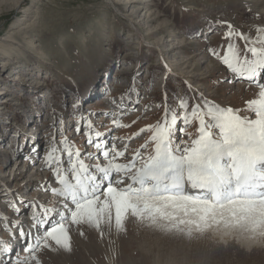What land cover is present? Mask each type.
I'll list each match as a JSON object with an SVG mask.
<instances>
[{
	"label": "rangeland",
	"instance_id": "obj_1",
	"mask_svg": "<svg viewBox=\"0 0 264 264\" xmlns=\"http://www.w3.org/2000/svg\"><path fill=\"white\" fill-rule=\"evenodd\" d=\"M260 37L264 0H0V241L7 244L0 264H264V236L248 232L189 239L130 215L117 231L113 216L111 227L72 226L65 251L45 248L23 228L32 213L43 237L68 214L54 191L62 187L58 169L67 174L77 159L104 166L101 152L113 148L124 152L119 163L137 151L147 158L152 132L140 130L166 113L179 114L178 142L195 139L198 127L193 121L181 133L179 117L205 102L255 119L247 102L258 99L264 74L238 78L222 57L229 43L244 53L246 44L260 47ZM6 149L14 161H4ZM76 150L80 157L69 156ZM29 178L48 185L27 186Z\"/></svg>",
	"mask_w": 264,
	"mask_h": 264
},
{
	"label": "snow or ice",
	"instance_id": "obj_2",
	"mask_svg": "<svg viewBox=\"0 0 264 264\" xmlns=\"http://www.w3.org/2000/svg\"><path fill=\"white\" fill-rule=\"evenodd\" d=\"M226 35L230 38L233 33ZM256 43L260 47L246 44L244 53L229 43L228 54L222 57V63L236 77L250 82L264 74V37ZM258 87V99L247 102L255 119L242 117L240 110L205 102L203 110L196 105L179 117L181 133L193 121L198 122L197 136L192 139L189 134L190 142L177 140L179 114L172 113L169 118L166 113L163 122L140 130L152 132L154 150L147 158L137 151L127 163H119L116 161L124 152L113 148L101 152L107 160L104 166H90L77 159L65 170L67 174L58 169L62 187L54 191L65 198L68 214L46 228L41 238L43 246L54 244L70 251L72 226L111 227L114 216L115 227L121 231L129 215L150 227L189 239L209 231L264 236V81ZM179 106L188 109L187 101L181 100ZM88 142L92 143L91 139ZM95 146L100 149L99 144ZM141 147L146 148L147 143ZM72 155L80 157L81 153L69 151ZM69 200L74 208L69 207ZM39 245L40 241L36 247ZM0 246L7 251L6 242L0 241Z\"/></svg>",
	"mask_w": 264,
	"mask_h": 264
},
{
	"label": "bare ground",
	"instance_id": "obj_3",
	"mask_svg": "<svg viewBox=\"0 0 264 264\" xmlns=\"http://www.w3.org/2000/svg\"><path fill=\"white\" fill-rule=\"evenodd\" d=\"M134 1H131L130 3H133ZM115 143V142H114ZM6 152L4 153V161H10V160H12V161H14V159H13V157L11 156V154H12V150L10 151V152H8V150L6 149L5 150ZM7 159V160H6ZM27 172V171H26ZM36 172V171H35ZM32 173V172H31ZM40 171L37 173L36 172V174H38V176L40 175ZM35 174V173H34ZM35 174V175H36ZM45 173H43L42 175H44ZM25 176V175H24ZM31 178V177H30ZM29 178V180L27 181V186L28 185H31V184H36V185H39V187L40 188H42V190H44V189H46V187H47V185L48 184H41L40 185V182H43L42 181V179H39V178H37V179H30ZM4 182V181H3ZM33 182V183H32ZM6 188V187H5ZM46 196V195H45ZM40 197V196H39ZM41 198V197H40ZM45 198V197H44ZM37 200L38 199H36V198H33V200H31L32 202H34V201H36L37 202ZM36 204V203H35ZM39 207V206H38ZM62 209V208H61ZM34 213V212H33ZM32 213H30L29 214V216H28V218H29V220L27 219L26 221H29V222H27L26 223V225L23 227V225H20L21 227H23L24 229H32L30 232L29 231H27L28 233H31V234H34L35 233V236L37 237V239L39 240V238L41 239L42 238V236H41V234L40 233H37V228H36V230H35V227L37 226V225H35V222L31 219L32 218V215H31ZM15 220V219H14ZM21 221V220H20ZM19 220H17L16 221V223L18 224L19 222H20ZM19 226V227H20ZM35 231V232H34ZM20 235V234H19ZM31 236L32 235H30L29 237H30V240H29V247H31V243H32V239H31ZM33 245V244H32ZM33 248V247H32ZM4 262V261H3ZM7 262V261H6Z\"/></svg>",
	"mask_w": 264,
	"mask_h": 264
}]
</instances>
